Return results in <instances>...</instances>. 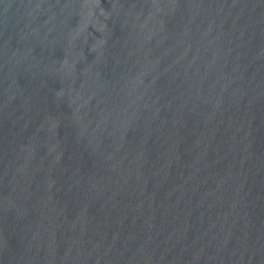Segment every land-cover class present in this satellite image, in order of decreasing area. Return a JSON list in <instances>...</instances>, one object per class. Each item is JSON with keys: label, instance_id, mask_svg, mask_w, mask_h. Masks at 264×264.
<instances>
[{"label": "water", "instance_id": "95a60500", "mask_svg": "<svg viewBox=\"0 0 264 264\" xmlns=\"http://www.w3.org/2000/svg\"><path fill=\"white\" fill-rule=\"evenodd\" d=\"M0 264H264V0H0Z\"/></svg>", "mask_w": 264, "mask_h": 264}]
</instances>
